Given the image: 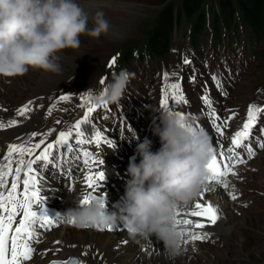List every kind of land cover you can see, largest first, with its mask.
<instances>
[{
    "label": "rangeland",
    "instance_id": "374dc122",
    "mask_svg": "<svg viewBox=\"0 0 264 264\" xmlns=\"http://www.w3.org/2000/svg\"><path fill=\"white\" fill-rule=\"evenodd\" d=\"M96 1V8L104 13L105 19L109 22L108 33L102 35L98 40L87 35L81 36V45L78 49H67L59 54V62L62 65V71L59 74L44 72L47 76L53 75V78L62 80L61 84H57V87L47 93L50 98L52 93L56 91L53 101L57 110L52 112L51 115L46 113L49 124L60 114L72 112V118L68 121L69 126L72 125L75 119L80 116L82 109L88 107V104H85L84 108L80 107L83 103L81 97L99 91L101 87L98 81L102 77L106 78V82L110 81L112 73L119 72L121 69H126L131 73L132 78L120 104L112 105L116 111L115 119L120 121V125L112 126L106 122L105 116L101 114L99 109L92 113L98 115L99 131L114 142V146H109V153L105 155L107 159L111 160L113 156L118 155L115 153V149L120 148L122 139L125 136H128L134 145H137L140 141L142 142L147 137L152 141V150L155 147L157 149L161 147L159 137L153 134V127L159 124L157 110H163L161 108L162 88L166 83H179L181 93L187 101V104H176L170 98V110L175 113H184L186 119L193 126L199 124L216 148L218 145L216 146L214 142L217 143L220 138L217 137L214 131H209L208 125H211V121L206 115L209 109L202 99H199L200 97L207 95L212 101V108L215 109L217 116L222 119L235 113L234 118L228 122L227 127L224 129L222 142L233 125L238 127L242 115L247 114L250 104L260 107L261 103H264V60L261 56V46L251 42L245 31L240 29L237 37H227L219 46L214 45L210 36L205 34L201 39L200 50H194L187 40V24H184L183 35H179L172 42L170 52L165 58L154 61L129 58L125 65L115 64L114 67L110 68L108 66L110 60L113 57L119 59L126 47L135 44L137 47H142L146 24L152 22L164 4L160 0ZM91 26L90 20L89 27ZM139 49L136 50V53ZM185 58L190 61L189 64L184 63ZM219 64L225 65L222 72H217V65ZM29 72L35 71L30 70ZM165 72L170 74L167 81L163 77ZM173 73L175 75H172ZM214 74L216 77H213ZM36 78H39V75ZM193 78L195 84L190 86L191 81L194 80ZM213 78L216 79L217 85H220L218 89L215 88L212 82ZM37 83L32 82V85L38 88ZM209 91L213 95L212 98L209 96ZM63 92L71 97L68 100L70 107L63 103L65 101L57 100L59 94ZM21 93H25L24 90H21ZM23 99L24 97L21 98V100ZM256 122L264 127V112L262 115H257ZM49 127L53 128V125H49ZM53 129L55 131H52L51 135L47 137L43 134L49 132V130L32 132L37 133L35 137L32 136V133H28L24 136L26 138L23 143L25 145L29 144L30 148L32 146L31 142L39 143L42 136L46 140H51L60 131H66L60 127ZM133 132L138 139L133 138ZM263 139L264 136L261 137V140ZM257 150L258 154L256 156L251 159L247 158V163L234 169V171L242 169L244 173H250V178L237 177L240 186H234L235 182H233V185L228 187L235 189L234 194L238 200L242 201L238 203L240 207L245 210L250 207L252 209L248 217L242 211L238 212L236 218L239 223L233 229V231H236L234 236L229 240L222 238L223 247L218 249L228 254V258L223 264H264V186L259 182L257 183L259 179L264 183V172L256 165L252 167L251 164L256 162L255 158L261 156L264 158V149L259 147ZM41 167L44 168L42 165ZM65 180L62 175L60 183L64 184ZM39 243H36L35 246H39ZM199 243H201L200 246L203 250L207 251L209 241L204 240L199 241ZM200 246H198L199 249ZM214 246L215 244L212 247ZM63 252L64 250L60 248L54 256ZM49 253L50 251H47L45 255ZM86 255L91 258L90 254ZM217 256L220 258L219 254ZM70 258L85 262L82 257L76 256L58 260L68 261ZM221 260H224V258H221ZM50 262L47 264H50Z\"/></svg>",
    "mask_w": 264,
    "mask_h": 264
},
{
    "label": "clouds",
    "instance_id": "9594fccd",
    "mask_svg": "<svg viewBox=\"0 0 264 264\" xmlns=\"http://www.w3.org/2000/svg\"><path fill=\"white\" fill-rule=\"evenodd\" d=\"M108 30L104 13L90 17L78 0H0V78L10 83V78L30 70L59 74L60 52L78 49L83 35L98 40ZM131 78L126 69L113 72L110 81L92 92L93 102L119 105ZM157 111L159 124L153 134L161 147L154 152L147 137L136 145L139 163L135 156L130 159L125 195L114 210L93 202L64 216L81 229L122 226L129 239L141 245L155 236L167 257L175 259L184 253L187 240L176 223L177 213L206 187L213 147L206 132L189 120L173 111Z\"/></svg>",
    "mask_w": 264,
    "mask_h": 264
},
{
    "label": "bare ground",
    "instance_id": "6f19581e",
    "mask_svg": "<svg viewBox=\"0 0 264 264\" xmlns=\"http://www.w3.org/2000/svg\"><path fill=\"white\" fill-rule=\"evenodd\" d=\"M78 3L90 17L98 11L96 8V0H78ZM38 75L39 78H36ZM10 79L11 82L9 83L6 79L0 78V122L8 124L9 121L15 119L17 123L15 126L0 128V158L6 155L10 144H24L23 141L26 138L24 137L26 134L35 131L40 132L41 130L48 131L50 130L49 125H53V128L60 127L62 130H67L69 127L68 121L72 118V112L62 113L51 124L47 122L46 113L48 114V110L50 108L53 109L52 112L57 110L53 101L56 91L52 93L50 98L47 93L49 90L57 87V84L62 83L60 78H53V75L47 76L43 71L37 70L35 72H28L24 76ZM32 82H38L39 87L35 88ZM21 90H24L25 93L22 94ZM59 95L57 98L58 101H60L59 98L61 96H67L64 92ZM22 97H24L23 100H21ZM29 101L32 102L30 105L31 111L25 117L17 116V110L25 104H28ZM63 103L70 107L68 100ZM58 120L60 123H56ZM83 131L85 137H88L89 135L86 134L87 131L85 128ZM42 139L44 142L46 141L43 136L41 137ZM70 142L75 147V150L86 149L89 152H93L98 159L103 161L101 166H104L107 172H104L105 179L101 182L100 188L94 194L104 196L107 209L109 211L114 210L113 205L120 202L125 195L126 184L130 179L127 174L130 159L135 156L136 163H139L140 157L135 152L136 147L133 148V145L131 148L130 144L127 147H121L118 155L111 160L105 158L96 145H76L74 140L73 142L70 140ZM56 149L64 168L60 167L58 171L52 172L47 167L42 168L41 165H33L37 169L36 175L39 178L38 187L40 194L45 200L44 208L52 217H55L56 214L64 216L66 211L70 209L76 210L80 207L78 202L85 190V185L82 183V172L86 174V169L83 164L85 158L81 155L80 151H78L79 158L71 159L67 158L70 152H67L66 148L60 147ZM35 151L32 155L25 154L24 165H27L28 161L33 159V156L36 154ZM18 160L19 155L14 153L12 158L13 169L18 166ZM254 160L256 162L251 163L252 167L256 165V167L262 169L264 172V158L261 156ZM235 172L237 173L236 175H229L227 177L230 186L233 185V182H235L234 186H240L237 177L250 178V173H244L242 169H237ZM62 175L66 179L64 184L60 183V177ZM23 178L24 171L22 170L20 191ZM258 182L264 186L261 179ZM206 187L209 190L204 193V199L211 202L218 209L219 214V219L216 224L206 223L205 229L201 230L207 231L208 233L207 240L209 243L207 245V251L203 250L199 241H190L185 244V251L181 256L175 259H169L164 252L163 243L158 241L155 236L151 237V240L148 242H142V246L130 240L125 230H118L122 226H117L112 231L98 232L93 229L76 228L71 224L60 221L50 230L46 228L38 229L40 233V245L35 246L36 243L34 241L31 242V246H35L34 252L31 260L24 262V264H47L52 260L65 259L69 256L82 257L87 262H83V264H223L228 258V254L218 249L219 247H223V243H221L222 238L228 240L232 238L236 232L233 229L239 223L236 214L242 211L248 217L252 208L250 207L245 210L238 205V203L242 202L241 200L231 199L228 193H234L235 189L228 188L225 190L215 184H208ZM33 209L36 210L35 205ZM184 210L185 208L181 212ZM19 218L17 217V219ZM57 241L59 243H56ZM214 244L215 246L212 247ZM198 246H200V249ZM60 248L64 252L54 256L56 254L55 252ZM47 251H50V253L45 255ZM86 254H90L91 258L87 257ZM217 254L220 255V258ZM221 258H224V260H221Z\"/></svg>",
    "mask_w": 264,
    "mask_h": 264
},
{
    "label": "snow or ice",
    "instance_id": "6c2138e0",
    "mask_svg": "<svg viewBox=\"0 0 264 264\" xmlns=\"http://www.w3.org/2000/svg\"><path fill=\"white\" fill-rule=\"evenodd\" d=\"M116 62V58L113 57L108 66L110 68L114 67ZM184 63L189 64L190 61L185 58ZM169 75L170 74L167 72L163 74L165 81L168 80ZM172 75H175V73ZM105 81L106 78L102 77L99 83L103 85ZM169 90H171V92H169ZM170 98L176 104H187V101L181 93L179 83H166L162 88L161 108L163 110L171 111L169 105ZM59 99L60 101H66L71 99V97L61 96ZM81 99L83 103H81L80 107L84 108L85 104H90L92 94L88 93L85 96H82ZM201 99L209 109L206 115L211 121V126L217 137L220 138L217 140V144L219 147H222L224 129L227 127L228 122L234 118L235 113L222 119L217 116L215 109L212 108V101L207 95L201 97ZM31 103L32 102L29 101L28 104L19 108L16 113L17 116L25 117L26 114L31 111ZM100 106L105 109L108 107L107 104H101ZM97 107L98 106L87 107L82 119L77 120L75 124L71 125L66 131H60L57 139L53 143H47L43 151L35 156V159L28 161L27 170L24 172L22 191L19 189L21 184V172L25 163L23 157L25 154L32 155L35 149L41 147L44 140L42 139L39 143L33 144L30 148L25 146V144H10L6 155L0 158V264H24L25 261L31 260L34 252L31 242H40V233L38 229L46 228L50 230L60 221H64L68 224L74 223L73 220H66L65 217H62L60 214H56L55 217H52L45 210V200L41 196L38 187L39 178L36 175L37 169H35L33 165L43 162V166L48 167L53 164L54 148L64 147L67 152H72L73 144L70 140H74L76 145L93 144L100 146L103 142L110 147L114 146L113 140L106 138L99 130L94 131L88 137H85L84 131H82V125L91 123V115L97 110ZM52 110V108L48 110L49 115H51ZM260 112H264V107H258L255 104L249 105L245 122L231 137V146L227 150L231 155H226L223 151L218 152L216 147L212 148V158L207 166L209 176L206 185L214 183L227 190L229 182L225 178L229 174H237L234 171L235 164L247 163L246 160L239 158L236 149L243 146L249 159L255 155L253 147L251 145H246L244 142L249 139L257 115ZM176 115L182 120L186 119L184 113L176 112ZM16 123L17 121L15 119L9 121L8 124L0 122V128L15 126ZM56 123H60V121L58 120ZM194 128L204 131L199 124L195 125ZM52 131H55V129L49 130V132L44 133L43 135L47 137L48 135H51ZM73 133H75V135H73ZM36 135L37 133H32L33 137ZM258 147L264 149V140L259 142ZM78 151H80L81 155L85 158L83 164L86 169V174L82 172V183L85 185V190L78 203L83 207L95 202L103 207L105 206V197L94 194L96 190L100 188L101 182L105 179L104 171L100 170L103 161L98 159L93 152H89L86 149ZM14 153L19 155L18 166L15 169L12 168V158ZM9 176L12 177L10 186L7 179ZM208 190L209 189L205 187L194 203L188 205L183 212L178 211L177 213L176 223L182 228V231L188 237L187 240H185V244L190 241L195 242L207 240V231L201 230L205 229L206 223L214 225L219 219L218 209L211 202L204 199V193ZM228 194L231 199H237V196L234 193L230 192ZM34 205L36 206V210L33 209ZM17 217L20 218L17 219ZM97 229L101 231H112L113 227L104 229L97 226ZM56 243H59V241ZM50 264H83V262L77 259H70L68 261L53 260Z\"/></svg>",
    "mask_w": 264,
    "mask_h": 264
},
{
    "label": "trees",
    "instance_id": "16d2710c",
    "mask_svg": "<svg viewBox=\"0 0 264 264\" xmlns=\"http://www.w3.org/2000/svg\"><path fill=\"white\" fill-rule=\"evenodd\" d=\"M164 6L150 24L145 26L142 47L130 45L122 52L125 62L135 50L147 58H164L168 55L174 28L189 26V40L198 48L203 33L211 30L212 38L220 41L222 33L237 37L239 30L259 41L264 60V0H160ZM120 61V62H121Z\"/></svg>",
    "mask_w": 264,
    "mask_h": 264
}]
</instances>
